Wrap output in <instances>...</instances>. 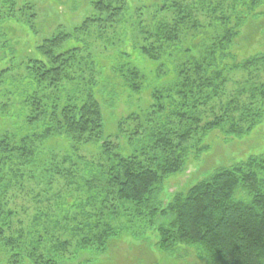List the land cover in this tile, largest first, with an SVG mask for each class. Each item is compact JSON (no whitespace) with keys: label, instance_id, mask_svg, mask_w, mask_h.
<instances>
[{"label":"trees","instance_id":"obj_1","mask_svg":"<svg viewBox=\"0 0 264 264\" xmlns=\"http://www.w3.org/2000/svg\"><path fill=\"white\" fill-rule=\"evenodd\" d=\"M130 1L89 0L80 23L43 31L52 24L39 26L33 0H0V36L17 37L13 23L31 35L0 74L24 68L28 110L24 132H0V261L63 264L103 250L131 215L163 250L264 264V152L167 189L209 150L210 132L236 139L261 124L264 52L239 61L235 47L264 0ZM118 87L134 101L147 91L149 103L116 104ZM104 109L116 113L113 135Z\"/></svg>","mask_w":264,"mask_h":264},{"label":"rangeland","instance_id":"obj_2","mask_svg":"<svg viewBox=\"0 0 264 264\" xmlns=\"http://www.w3.org/2000/svg\"><path fill=\"white\" fill-rule=\"evenodd\" d=\"M33 1L38 5L39 26L43 25L42 27L45 28L48 24H52L50 28H46L43 31H52L59 23H63L67 28H72L80 23L91 9L89 0ZM155 1L157 0H131L130 3L134 7L137 3L147 2L153 4ZM75 5L79 9L77 13L73 9ZM262 10H264V6ZM13 24V29L18 33L17 37L9 36L6 38V35L0 36L1 75L9 61V63L19 61L23 58L24 53L26 55L30 47L27 41H30L31 35H27L21 24ZM204 37H199L198 40L200 41L201 38L203 40ZM17 41L19 42L17 43ZM101 43H104L103 45L105 46V39ZM9 44L17 46L18 49L24 48V52L22 53L21 50L17 51L14 58L11 50L6 48ZM106 46H109V49H113L112 45L106 44ZM235 49L239 61H245L248 57L264 52V12L256 18L246 21ZM134 59H136L135 64L146 66L149 70L153 67L152 63L145 60L139 53L134 55ZM110 68L111 66L107 68L108 74H112V78L120 80L118 76H114V72H111ZM23 72L24 68L18 67L11 73L5 74L3 81L0 82V132L6 129L13 132H24L26 130V117L28 115L27 107L24 104L26 90L20 80ZM127 91L118 87L119 100L116 101V104H119V101L122 103V100L125 99L129 104L131 103V106L133 104L134 107L141 103L140 97L143 99L142 103H149L147 91L138 97V101H134L135 98L133 97H126L125 92ZM127 93L134 95L129 93V91ZM112 111L114 110L104 109L105 133L109 135H113L116 132L114 123L116 113ZM203 143L209 145V150L194 159V162L189 164L185 172L174 177L169 182L167 187L169 192L182 185L193 184L199 178L208 176L218 167L246 160L253 154H262L264 152V118L261 124L247 135L234 139L226 136L220 130H214L204 138ZM130 220L133 221L131 222ZM118 226H122V229L117 236L109 240L103 250L95 248L82 250L75 253L74 258L66 259L63 264H203V261L196 255L187 253V248L183 244L179 246L180 250L174 252L159 248L156 245V235L151 230V227L146 228L143 221L137 218L132 219L131 215L125 216L121 223H118ZM0 264H5V261H0ZM24 264L31 263L26 262Z\"/></svg>","mask_w":264,"mask_h":264}]
</instances>
